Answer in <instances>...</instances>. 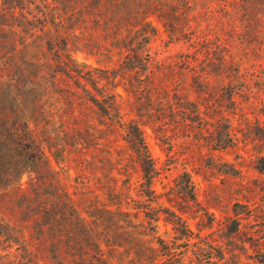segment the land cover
Here are the masks:
<instances>
[{
    "label": "rangeland",
    "instance_id": "374dc122",
    "mask_svg": "<svg viewBox=\"0 0 264 264\" xmlns=\"http://www.w3.org/2000/svg\"><path fill=\"white\" fill-rule=\"evenodd\" d=\"M215 1L181 8L177 0L162 5L161 10L151 2L147 19L156 33L147 51L154 89L161 94L157 101L162 103L155 106L152 118L163 124L155 130L143 127L159 171L153 189L164 205L186 211L183 217L194 233L236 251L241 264H259L264 253V171L258 170L264 164V22L251 16V21L233 24L225 17L231 4L227 7ZM261 1L251 0L252 15L263 10ZM104 5L97 18H87L85 39L68 46L73 57L94 67L112 65L120 57L114 54L107 62L115 44L111 29L115 26L104 15L111 11L112 18L115 5L110 9ZM221 59L240 64L239 73H234L235 66L229 62L220 66ZM21 68L27 75L37 71L34 65ZM201 69L208 72L206 85L196 77ZM0 75L5 78L1 65ZM71 86L65 76L60 77L50 83L51 93L43 98L57 123L64 121L57 126L61 130L68 125L64 115L70 106L61 94ZM118 90L123 93L122 87ZM188 101L197 103L198 116L191 114ZM135 102V98L124 100L126 119L135 117ZM61 130L53 141L66 144L65 158L55 164L58 180L54 183L64 186L82 210L81 197L105 201L111 183L117 188L127 184L138 188L141 172L117 127L81 137ZM225 131L230 145L214 149L212 141ZM8 139L0 123V264H58L28 224L38 211L30 176H6L13 173V164L3 152ZM76 142L81 149H73ZM183 171L191 176L196 203H187L174 193L175 179ZM159 225L166 237L163 232H170V226L162 219Z\"/></svg>",
    "mask_w": 264,
    "mask_h": 264
},
{
    "label": "trees",
    "instance_id": "16d2710c",
    "mask_svg": "<svg viewBox=\"0 0 264 264\" xmlns=\"http://www.w3.org/2000/svg\"><path fill=\"white\" fill-rule=\"evenodd\" d=\"M152 1L161 10L162 5L177 0H0V65L5 77L0 75V123L9 137L3 152L13 164V173L6 176H30L38 211L28 224L58 264H241L236 251L194 233L183 217L186 211L164 205L153 189L159 171L143 127L155 130L163 124L152 118L155 106L162 104L157 101L161 94L154 89L147 51L156 33L147 19ZM197 2L205 6L216 1L178 0L177 4L186 8ZM102 3L109 9L115 5L112 18L111 11L104 15L115 26L111 28L115 44L107 62L111 63L114 54L120 57L112 65L94 67L73 57L68 46L85 39L87 18H97ZM220 3L231 4L225 17L233 24L251 21V16L264 22V0L257 15L250 11L251 0ZM167 16L173 19V15ZM17 57L21 59L16 61ZM226 62L239 73L240 64L225 59L219 64L225 67ZM25 64L34 65L37 71L25 74L21 68ZM207 74L201 69L196 77L206 85ZM63 76L74 88H65L61 94L70 101L68 115H64L68 125L61 130L57 126L64 121L57 123L43 98L51 93L50 83ZM128 98L136 99V107L135 117L126 119L123 104ZM188 104L193 107L191 114L198 116L197 103ZM116 127L139 167L141 181L137 189L130 184L117 188L111 183L102 202L81 197L85 203L82 210L64 186L54 183L58 180L55 164L65 158L66 144L53 140L60 130L81 137ZM230 142L225 131L212 144L214 149H222ZM72 146L81 149L77 142ZM258 170L263 172L264 164ZM174 193L187 203H196L189 173L183 171L176 177ZM160 219L170 226V232H163L166 237L160 233ZM257 262L264 264V253Z\"/></svg>",
    "mask_w": 264,
    "mask_h": 264
}]
</instances>
